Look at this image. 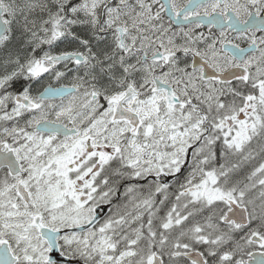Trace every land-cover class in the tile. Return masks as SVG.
Masks as SVG:
<instances>
[{
  "label": "snow or ice",
  "instance_id": "obj_1",
  "mask_svg": "<svg viewBox=\"0 0 264 264\" xmlns=\"http://www.w3.org/2000/svg\"><path fill=\"white\" fill-rule=\"evenodd\" d=\"M0 264H264V0H0Z\"/></svg>",
  "mask_w": 264,
  "mask_h": 264
}]
</instances>
